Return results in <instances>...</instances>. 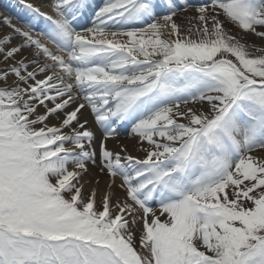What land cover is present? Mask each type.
<instances>
[{
	"label": "snow or ice",
	"instance_id": "obj_1",
	"mask_svg": "<svg viewBox=\"0 0 264 264\" xmlns=\"http://www.w3.org/2000/svg\"><path fill=\"white\" fill-rule=\"evenodd\" d=\"M17 3L0 264H264V0Z\"/></svg>",
	"mask_w": 264,
	"mask_h": 264
},
{
	"label": "bare ground",
	"instance_id": "obj_2",
	"mask_svg": "<svg viewBox=\"0 0 264 264\" xmlns=\"http://www.w3.org/2000/svg\"><path fill=\"white\" fill-rule=\"evenodd\" d=\"M33 3H38L39 0H31ZM12 16L13 17V22H16V17L18 16H23L24 11L23 9L18 5L17 0H0V19L3 18V16ZM0 31H7V29L3 28L0 26ZM249 42H255L257 45L264 44V42L256 39L254 36H249L247 38ZM125 131L123 128L120 130V133ZM128 145L130 143V139L126 137L123 139L122 136H119V140L117 141L116 139L110 140L109 147L110 148H115L117 146V143ZM103 184H104V178L101 177V190H103Z\"/></svg>",
	"mask_w": 264,
	"mask_h": 264
},
{
	"label": "rangeland",
	"instance_id": "obj_3",
	"mask_svg": "<svg viewBox=\"0 0 264 264\" xmlns=\"http://www.w3.org/2000/svg\"><path fill=\"white\" fill-rule=\"evenodd\" d=\"M120 136H122L123 139H125V138L127 137L126 132H125V131L121 132V133H120ZM87 194H88V193H87V189H86V190H85V195H87Z\"/></svg>",
	"mask_w": 264,
	"mask_h": 264
}]
</instances>
